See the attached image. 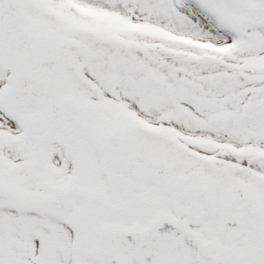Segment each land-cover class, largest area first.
Returning <instances> with one entry per match:
<instances>
[{"label":"snow or ice","instance_id":"obj_1","mask_svg":"<svg viewBox=\"0 0 264 264\" xmlns=\"http://www.w3.org/2000/svg\"><path fill=\"white\" fill-rule=\"evenodd\" d=\"M0 264H264V0H0Z\"/></svg>","mask_w":264,"mask_h":264}]
</instances>
